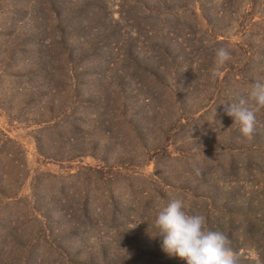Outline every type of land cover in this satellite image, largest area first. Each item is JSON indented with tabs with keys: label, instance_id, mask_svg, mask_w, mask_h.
<instances>
[{
	"label": "rangeland",
	"instance_id": "1",
	"mask_svg": "<svg viewBox=\"0 0 264 264\" xmlns=\"http://www.w3.org/2000/svg\"><path fill=\"white\" fill-rule=\"evenodd\" d=\"M256 81L264 0H0V264H185L177 198L264 262V108L224 111Z\"/></svg>",
	"mask_w": 264,
	"mask_h": 264
},
{
	"label": "clouds",
	"instance_id": "2",
	"mask_svg": "<svg viewBox=\"0 0 264 264\" xmlns=\"http://www.w3.org/2000/svg\"><path fill=\"white\" fill-rule=\"evenodd\" d=\"M231 59L225 47L215 50L217 69ZM219 72L214 69L212 76ZM225 113L233 118L241 134L251 139L257 126L256 112L264 108V83L256 81L241 96L231 103H225ZM199 174V169H195ZM157 230L153 236L161 239V248L169 256H176L185 264H242V254L232 247L229 237L222 231L207 227L203 214L189 213L182 199H171L161 207L153 220ZM255 264H264L258 256L252 257Z\"/></svg>",
	"mask_w": 264,
	"mask_h": 264
},
{
	"label": "trees",
	"instance_id": "3",
	"mask_svg": "<svg viewBox=\"0 0 264 264\" xmlns=\"http://www.w3.org/2000/svg\"><path fill=\"white\" fill-rule=\"evenodd\" d=\"M194 115H191L190 117H188V118H192V121L194 120H198L199 119V117H193ZM231 164H233L232 162H231ZM195 178V177H194ZM196 179V178H195ZM198 182H202L203 181V179H201V178H197L196 179ZM218 183L219 184H221V182L220 181H218ZM214 184V183H213ZM216 184H214V186H215ZM188 197L191 195L192 197H193V202H194V205L195 206H201V203L199 202V200L200 199H206V200H208L209 199V192H212L210 195V198L212 199L213 198V193H215V192H213V191H209V192H202V191H199V189H194V190H188ZM217 192H219V189L217 190ZM223 199V198H222ZM213 201V200H212ZM211 204H212V202H211Z\"/></svg>",
	"mask_w": 264,
	"mask_h": 264
}]
</instances>
